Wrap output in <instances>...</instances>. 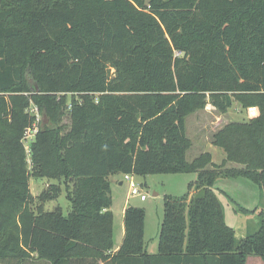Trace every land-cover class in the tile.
Wrapping results in <instances>:
<instances>
[{
    "label": "trees",
    "instance_id": "1",
    "mask_svg": "<svg viewBox=\"0 0 264 264\" xmlns=\"http://www.w3.org/2000/svg\"><path fill=\"white\" fill-rule=\"evenodd\" d=\"M208 95L222 110L232 98L260 109L214 135L226 158L213 168L211 153L187 161L186 118ZM33 106L48 123L28 152ZM183 173L198 180L165 197L159 254L146 251V213L135 206L115 251L110 177ZM32 176L53 189L37 207ZM239 177L263 194L259 227L243 239L214 189ZM63 187L69 214L44 210ZM253 255L264 261V0H0V264H246Z\"/></svg>",
    "mask_w": 264,
    "mask_h": 264
},
{
    "label": "rangeland",
    "instance_id": "2",
    "mask_svg": "<svg viewBox=\"0 0 264 264\" xmlns=\"http://www.w3.org/2000/svg\"><path fill=\"white\" fill-rule=\"evenodd\" d=\"M183 55L184 53H180V57ZM206 102L204 108L196 110L186 118L187 136L192 142V146L187 153V161L191 163L200 155L211 153L213 162L209 167L213 168L221 165L226 158L224 150L213 144L214 135L231 123H247L259 117L260 109L256 106H247L236 98H232V105L224 110L220 109L209 95ZM69 117L70 115L67 113L64 118L66 132L70 129ZM41 118V121L48 123L43 113ZM234 167L241 168L242 166L231 162L226 165L227 169ZM133 179L141 186L142 192L147 194L148 199L141 201L138 197H132L128 183H125L122 187H112L113 204L111 211L115 214V246L123 242L124 235H121L120 230L124 227V218L121 211L125 202L128 201L131 206L145 210L146 251L150 255H156L159 254V237L165 214V197L181 198L185 196L188 193L189 185L198 180V175L197 173L157 174L146 177L133 175ZM214 187L215 190L223 192L219 199L224 209L225 221L228 226L234 228L237 238H245L248 230L251 233L256 232L259 227L257 214L263 206L261 189L244 177L220 178L216 181ZM51 191L53 189L50 180L35 176L31 177L33 206L42 205L40 198ZM199 192L194 188L191 196L197 195ZM57 208L61 209L64 216H67L71 211V205L64 187L57 200L46 201L43 204V209L46 211H54ZM243 208L247 209L248 212H244ZM29 264L38 263L29 262ZM246 264H264V261L262 258L253 255L248 257Z\"/></svg>",
    "mask_w": 264,
    "mask_h": 264
},
{
    "label": "built area",
    "instance_id": "3",
    "mask_svg": "<svg viewBox=\"0 0 264 264\" xmlns=\"http://www.w3.org/2000/svg\"><path fill=\"white\" fill-rule=\"evenodd\" d=\"M176 55H180V53H176ZM31 112L36 116L37 122L32 128L27 129L23 142L26 151L29 152L30 145L34 141L35 135L38 132V125L41 121V113L38 107L33 106L31 108ZM30 162V161H29ZM124 182L128 183L130 187V194L132 197H138L141 199V201H146L148 199L147 194L142 192V188L139 184L136 183V181L133 179V175H124Z\"/></svg>",
    "mask_w": 264,
    "mask_h": 264
},
{
    "label": "crops",
    "instance_id": "4",
    "mask_svg": "<svg viewBox=\"0 0 264 264\" xmlns=\"http://www.w3.org/2000/svg\"><path fill=\"white\" fill-rule=\"evenodd\" d=\"M110 180H111V187H113V186H115V187H122L124 184H125V182H124V176L123 175H116V176H113V177H110ZM215 188V187H214ZM131 206V204H130V202H128V201H126L125 202V204H124V207H123V209H122V211H121V214L123 215V218H124V213H125V210L128 208V207H130ZM111 210V209H110ZM113 212V211H112ZM114 214V213H113ZM114 220H115V214H114ZM120 232H121V235H124L125 234V229H124V227H122L121 228V230H120ZM123 238H124V236H123ZM121 244H117V246H115V251H117L118 250V248H119V246H120Z\"/></svg>",
    "mask_w": 264,
    "mask_h": 264
},
{
    "label": "water",
    "instance_id": "5",
    "mask_svg": "<svg viewBox=\"0 0 264 264\" xmlns=\"http://www.w3.org/2000/svg\"><path fill=\"white\" fill-rule=\"evenodd\" d=\"M37 89H38V88H37ZM205 194H206V191H205V190H202V191H200V192L195 196V198H196V199H202V198L205 197Z\"/></svg>",
    "mask_w": 264,
    "mask_h": 264
}]
</instances>
